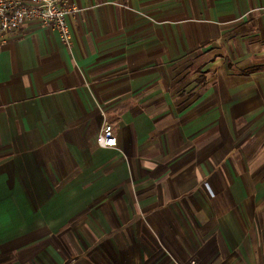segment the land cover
I'll return each instance as SVG.
<instances>
[{
	"label": "crops",
	"instance_id": "1",
	"mask_svg": "<svg viewBox=\"0 0 264 264\" xmlns=\"http://www.w3.org/2000/svg\"><path fill=\"white\" fill-rule=\"evenodd\" d=\"M68 2L0 44V264H264V0Z\"/></svg>",
	"mask_w": 264,
	"mask_h": 264
},
{
	"label": "built area",
	"instance_id": "2",
	"mask_svg": "<svg viewBox=\"0 0 264 264\" xmlns=\"http://www.w3.org/2000/svg\"><path fill=\"white\" fill-rule=\"evenodd\" d=\"M81 9L68 0H0V44L4 37L19 30L27 22H38L58 32L65 46L71 44L67 19ZM102 148L116 146L112 125L106 122L96 136Z\"/></svg>",
	"mask_w": 264,
	"mask_h": 264
},
{
	"label": "rangeland",
	"instance_id": "3",
	"mask_svg": "<svg viewBox=\"0 0 264 264\" xmlns=\"http://www.w3.org/2000/svg\"><path fill=\"white\" fill-rule=\"evenodd\" d=\"M260 9H264V7H260ZM109 123V122H108ZM111 124V123H110ZM112 125V124H111ZM112 129H113V126H112ZM7 182H9V181H7ZM1 190H0V196L2 195L1 194ZM71 225H73V224H70L69 226H68V228L71 226ZM69 245H70V247L72 248V245H71V243H70V240L69 239H67V240H65ZM78 241V240H77ZM73 250V249H72ZM72 255H74V252L72 251Z\"/></svg>",
	"mask_w": 264,
	"mask_h": 264
}]
</instances>
